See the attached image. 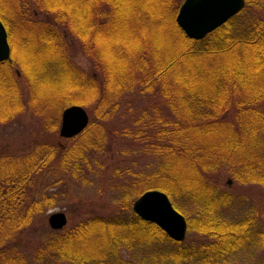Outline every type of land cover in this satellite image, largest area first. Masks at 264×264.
I'll use <instances>...</instances> for the list:
<instances>
[{"label":"trees","instance_id":"obj_1","mask_svg":"<svg viewBox=\"0 0 264 264\" xmlns=\"http://www.w3.org/2000/svg\"><path fill=\"white\" fill-rule=\"evenodd\" d=\"M31 1L44 15L42 24L25 17L21 0H0V20L7 31L12 57L20 52L36 70L35 83H30L20 63L0 62V124L15 120L27 110L39 121L44 120L41 123L46 135L25 151L14 153L5 148L0 152V264H220L252 245L264 248V232L257 223L248 218L233 222L220 220L225 203L200 177L194 182L192 167L197 166L198 154L196 148L193 150L187 144L190 139L192 143L214 140L220 144L213 150L222 159L231 156L229 150L239 146L244 154L233 153L232 159L247 160L239 142L232 143L233 148L227 136L215 139L209 131L223 125L220 113L230 108L233 99V95H228V85L233 86L239 75H245L244 82L236 85L243 99L235 105L247 116L245 126L251 128L252 134L258 130V123L261 126L257 117L262 113L253 106L264 97V37L258 34L264 20L246 21L241 29L232 19L196 41L188 38L176 23L178 0ZM66 37L74 38L80 50L91 58L96 75H88L72 63ZM244 47L258 53L254 56L255 69L244 68L247 60L250 61L249 56L243 57L247 54ZM235 61L238 65L232 67ZM16 64L26 72L21 74L27 78L28 100L14 72L18 69ZM51 67L57 68L59 82L62 77L65 79L58 87H51L52 80L47 78ZM46 84L50 86L48 91L60 92L48 106L40 103L39 94L30 95L35 86L40 91ZM142 88L144 93L158 92L165 97L170 112L167 118L159 115L156 119L147 114L135 121L138 127L145 124L153 129L158 125L157 135L149 130L145 148L165 160L159 171L165 175H151L143 189L164 191L180 212L175 189L181 184L187 197L198 207V215L201 214L197 224L184 215L187 230L196 233L199 242H176L155 224L131 213L128 218L92 216L68 230L49 228L32 249L29 243L23 244V235L32 228L37 216L53 206L52 198L30 200L27 191L30 175L52 160L56 152L52 139L58 130L60 114L52 112L56 111L53 109L57 105L60 110L80 105L92 109L96 118L59 157L61 167L66 170L72 167L76 174L80 165L88 163L90 154L104 146L108 137L105 126L118 113L120 101ZM151 139L161 141L163 146L159 144L158 148ZM166 141L170 145L163 143ZM174 145L179 148L175 149ZM255 151V160L247 164L248 170L261 175L264 129L259 133ZM201 153L203 158L206 153ZM180 204L186 208V203ZM125 252L130 260L122 257Z\"/></svg>","mask_w":264,"mask_h":264},{"label":"rangeland","instance_id":"obj_2","mask_svg":"<svg viewBox=\"0 0 264 264\" xmlns=\"http://www.w3.org/2000/svg\"><path fill=\"white\" fill-rule=\"evenodd\" d=\"M248 1L250 2H248L245 10L243 22L249 21L250 23L251 20L254 21L256 19L264 20V0ZM182 2L183 0H178V9ZM21 6L25 12V17L29 21L39 24L45 22L44 15L37 10L31 0H21ZM126 13L128 14V11ZM258 34L264 37V25H261ZM66 42L68 54L72 63L86 74L93 76L95 72L93 71L91 58L80 50L79 43L74 38L66 37ZM244 49L247 54L243 57L246 55L250 57L249 63L248 59L244 68L252 69L257 59L254 58V56L258 53L247 47H244ZM239 50L241 51V48H239ZM14 54L15 58L12 57L11 49L10 60H8L7 63H20L27 71L28 79L24 77L25 75H22L24 69H20L18 66L19 64H16L18 69L15 68L14 72L19 77L22 94L25 100H28L30 96L28 97L29 89L26 79L30 83H35L36 70L30 66V63L25 61L20 52H15ZM201 62L202 60H200V63ZM235 62L232 64V67L238 65L237 62ZM46 64L49 68V63L46 62ZM254 73L255 71L253 74ZM47 78L52 80L51 87H58L61 83L63 84L65 80L62 77L61 82H59L60 79L57 78V68L54 69L53 67L48 70ZM244 80L245 75H242V77L239 75L238 78L235 77L233 86L228 85V95H233V99H230L232 105L228 110L220 113L221 120H223L221 124L223 125L219 127L218 124V129L215 128L216 130L212 127L213 130L209 131V135L219 140L227 136L231 142L229 144H231L232 147L234 146L232 143L239 142L240 147L245 150V155L247 156L245 158L247 160L239 162L236 161L237 159H232L233 153L235 155L238 153L244 154L239 146H235L236 150L230 149L229 152H231L232 155L229 157L225 156V158L222 159V155L218 157L219 154L215 153L213 150L216 144H220L214 142V140L210 141L207 139L204 140L205 143H203L198 141L199 139L197 138L198 142L193 141L192 143L190 139L187 144H189L190 147L192 146L193 150L196 148L195 154H198V159L200 158L199 161L197 159V166L194 165L192 167L194 182L200 177L205 186L215 191L217 195L220 194L222 201L225 203L226 207L221 209L219 214L220 217L218 216L221 218L220 220L223 219L228 222H233L248 218L253 223H257L258 227L264 232V173L260 175L259 172H251L248 170L252 160H255L256 157L255 149L257 150L259 133H262L264 129V97L253 106L256 111L262 114L257 117L260 119L261 126H259L260 123H258V130L252 134L250 131L251 128L245 126V118L247 116L242 113V108L235 105L236 103H241L243 99L236 85L238 84L240 86L241 82L243 83ZM44 87L39 91L35 86L33 91L30 92V95L39 94L40 103L48 106V103H52L51 101L54 100V97H58V93L60 92L56 89L54 92L53 89L48 91L50 86H47V84ZM139 90L132 95L127 94L126 97L120 101L118 113L116 116L112 117L110 123L105 126L108 137L104 146L100 150L90 154L88 163H84L85 166L80 165V170H78L76 174H74V169L72 167L67 170L62 168L59 163V157H62L66 150L74 144L80 137V134L83 133L88 125L94 122L96 118L93 116L92 109L83 107L89 117L87 127L73 138H60L61 140H59L58 132L61 125V114L64 109L60 110L61 107L58 108V105L53 109L56 111L52 112H58L60 114L58 130L52 139L54 143L53 147L55 146L56 148L54 151L56 152L52 160L45 164L43 163V165L38 167L30 175L27 189L30 200H41L44 197L52 198L53 206L51 208H45L43 212L37 216L33 222L32 228H29L24 233L23 244L29 243L28 245L31 246V249L36 246L37 242L43 237V234L47 230H50L47 220L49 215L53 213L65 214L67 223L63 228L64 230H68L78 222L96 215H123L128 218L131 213H134L132 210L134 202L144 192L150 190L161 191L155 188L143 189V186H146L151 175H165L159 172L162 171L160 169L163 168V161L165 160H162L157 155L153 154L154 152L151 153L148 148H145L148 142V140L145 139L149 130L156 134V127L158 125L154 126L153 129L145 127V124L142 125V127H138L135 121L137 119H142L147 116V114L153 118L159 115L167 118L166 115L170 114L168 108L169 103L168 100L158 92L155 94L153 92L144 93V88ZM41 121L43 122L44 120L41 119L39 121L34 113L26 110L15 120L4 125L0 124V152L5 148L10 149V151L14 153L21 150L25 151L28 147L33 146L34 143L41 140L39 137H46L43 132L44 126ZM96 122L100 123L98 121ZM124 129H126V132ZM260 139L262 140V137H260ZM155 140L152 141L151 139V143L158 148L160 145L163 146L161 141L159 143L157 139ZM179 140L180 137L176 140L178 141L177 144H179ZM163 143L170 145L168 141ZM174 148L177 149L179 147L174 145ZM201 151L206 153L203 158H201ZM213 156L216 157V160H214ZM177 157L179 156L177 155ZM237 158L240 157L237 156ZM233 160L235 163H232ZM247 161L250 163H247ZM86 166H88V168ZM180 171L183 172L182 170ZM174 182L177 183L176 181ZM178 187V189H175V200L178 202L177 204L181 210L178 212L183 216H188L193 224H197V222L201 220V214L198 215V207L187 197V193H185L181 184H179ZM161 192L165 193L164 191ZM126 200L128 201L125 205L123 203ZM169 200L172 203L170 198ZM179 201L184 204L186 203V208L180 206L182 204H180ZM123 205L126 207H123ZM183 241L199 242L198 236L196 233L191 232V230H187L186 237ZM122 257L127 260L131 259L126 252L122 254ZM261 261H264V248L257 249L255 245H252L248 247L247 250L227 258V261L224 263L221 262L220 264H259Z\"/></svg>","mask_w":264,"mask_h":264},{"label":"water","instance_id":"obj_3","mask_svg":"<svg viewBox=\"0 0 264 264\" xmlns=\"http://www.w3.org/2000/svg\"><path fill=\"white\" fill-rule=\"evenodd\" d=\"M244 6V0H183L176 23L192 40H202L235 16ZM11 48L5 26L0 20V62L10 60ZM86 110L79 105L65 108L61 114L58 135L70 139L80 134L88 125ZM133 212L142 220L158 226L170 239L182 242L186 237L187 222L176 211L168 196L158 190L144 192L133 204ZM53 231L63 229L67 223L65 214L53 213L47 220Z\"/></svg>","mask_w":264,"mask_h":264},{"label":"flooded vegetation","instance_id":"obj_4","mask_svg":"<svg viewBox=\"0 0 264 264\" xmlns=\"http://www.w3.org/2000/svg\"><path fill=\"white\" fill-rule=\"evenodd\" d=\"M247 5H248L247 1L244 0V6H243V8L235 16H233L229 20H227V22L228 21H231L232 19H235V24L237 26H239V28L242 29V26L244 24V22H243L244 17L243 16L245 14V10L247 8Z\"/></svg>","mask_w":264,"mask_h":264}]
</instances>
